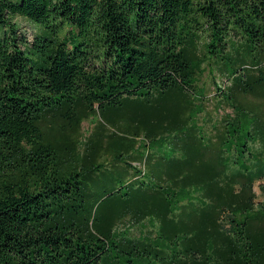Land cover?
Instances as JSON below:
<instances>
[{"label":"trees","instance_id":"trees-1","mask_svg":"<svg viewBox=\"0 0 264 264\" xmlns=\"http://www.w3.org/2000/svg\"><path fill=\"white\" fill-rule=\"evenodd\" d=\"M201 34L206 52H234L244 40L264 63V0H0V264H264L254 132L232 149L228 130L216 144L181 132L171 157L148 151L125 162L153 183L117 190L103 180V133L77 146L81 121L96 112L192 90ZM167 115L130 111L157 140ZM191 187L197 200L185 203ZM151 214L162 244L115 229Z\"/></svg>","mask_w":264,"mask_h":264},{"label":"rangeland","instance_id":"rangeland-1","mask_svg":"<svg viewBox=\"0 0 264 264\" xmlns=\"http://www.w3.org/2000/svg\"><path fill=\"white\" fill-rule=\"evenodd\" d=\"M21 30H25L30 38L35 28L30 21L23 19ZM47 31L45 32L49 34L50 32ZM206 40V36L202 34L196 39V54L200 59L196 57L192 59L195 69L192 90L172 87L165 91H154L146 96L149 102L145 100L136 102L133 107L132 101L123 103L116 111H99L81 121L77 142L79 149L83 148L85 141L92 134L101 132L105 137V148L100 153V162L104 166L102 169L105 171L102 175L103 180L108 184V189H124L128 185L130 187L135 184V181L152 182L148 174L145 177L135 178V173L125 162L132 158L141 159L148 151L165 158L171 157L176 149L172 145L174 139L185 131L195 133L202 144H209L214 142L217 136L219 139L221 130H228L225 133L227 141L224 145H228L231 149L249 138L248 132H254L249 141L255 136V141L252 142L256 145L249 142L251 152L249 160L258 162L257 165L264 167V151L258 149L263 144L261 140H264V81L252 82L258 77L259 71L264 70V63L255 65L256 61L250 51V45L244 40L234 42V52L223 53H220L219 48L208 49L214 53L206 52L204 45ZM236 68L239 74L237 77L232 74ZM137 105L141 110H161L168 113L166 120L160 121V124L155 126L157 128L162 125L167 129V132L160 133V139L153 138L152 133H149L143 125H137L131 118L130 111L136 109ZM171 128L175 130L169 131ZM259 131L263 137L261 139L257 136ZM135 134L139 136L136 138ZM149 139H153L151 144ZM216 143L220 142L217 140L214 144ZM121 144L132 148L128 153H122L117 157L115 154L122 150ZM119 159L122 162L119 163L117 161ZM132 164L142 169L138 161H133ZM260 183L264 184L262 181H255L253 190L255 200L264 204V191L260 188ZM198 193L197 188H189L186 195L189 198L183 197V202L197 200ZM158 226V220L151 214L139 223L126 221L124 225L122 222L115 229L131 238L162 244L158 238Z\"/></svg>","mask_w":264,"mask_h":264}]
</instances>
